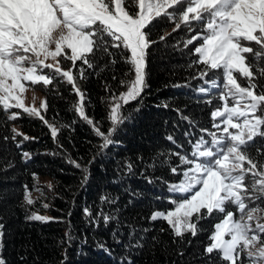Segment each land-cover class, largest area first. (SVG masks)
<instances>
[{
  "label": "snow or ice",
  "instance_id": "6c2138e0",
  "mask_svg": "<svg viewBox=\"0 0 264 264\" xmlns=\"http://www.w3.org/2000/svg\"><path fill=\"white\" fill-rule=\"evenodd\" d=\"M158 21L174 23L173 32L187 29V37H182L173 47L182 45V50H187L189 69L200 66L191 77L203 81L197 93L211 95L216 91L215 99L222 103L211 111L212 127L216 131L200 129L210 139L201 135L191 144L190 154L158 152L147 165L156 168L158 164L179 175L176 182L163 181L172 194L168 197L172 207L153 210L149 219L166 221L174 239L179 238L180 243L188 234L197 237L201 232L208 233L204 256L218 257L217 261L208 259V264H244L245 260L247 264H264V206L260 203L264 201V162L254 159L249 152L257 137L264 138V84L259 83L264 78V67H260L264 62V0H0L3 122H14L22 113L37 117L48 125L55 140L60 129L41 114V109L47 110V102L42 101L39 108L28 106L24 94L28 83L42 84L48 90L61 78L72 84L79 98L74 110L93 126L95 135L102 140L101 151L117 143L112 137L127 119L123 115L124 107L141 99L148 87L147 59L151 48L172 35L166 32L153 40ZM117 57L129 66V72L124 75L131 78L120 81L126 91L111 95L107 116L111 126L105 132L99 122L85 114V94L76 83L73 67L80 61L88 69L99 68L103 72L116 65ZM106 58L111 59L103 63ZM67 61H71L72 67H62ZM85 71L84 67L79 68L80 79L85 78ZM206 103L210 104L211 100ZM182 118L193 123L189 117ZM11 133L13 141L18 136H23V140L35 139L16 127H12ZM167 139L176 144L172 135ZM22 143L16 146L19 148ZM257 154L260 155L259 148ZM31 155L22 153L25 161ZM68 162L83 168L82 184L89 179L86 166L70 157ZM126 168L128 174L133 173L131 163ZM33 177L36 178L35 173ZM33 187L40 190L36 185ZM48 187L53 186L49 183ZM101 201L115 202L107 196H102ZM24 202L22 206L34 204L27 185ZM84 212L92 225L99 226L100 220L105 226L113 221L118 223V217L113 214L98 212L93 217L90 209L85 208ZM210 218L218 222L209 229L202 228L201 222ZM25 219L53 218L32 212ZM3 229L4 225L0 224V245ZM135 231L130 237L136 240V247H142L144 237L136 238ZM112 236L113 243H121L117 230H113ZM97 247L110 253L106 243L97 242ZM0 264L6 261L0 258Z\"/></svg>",
  "mask_w": 264,
  "mask_h": 264
},
{
  "label": "trees",
  "instance_id": "16d2710c",
  "mask_svg": "<svg viewBox=\"0 0 264 264\" xmlns=\"http://www.w3.org/2000/svg\"><path fill=\"white\" fill-rule=\"evenodd\" d=\"M172 27L174 23L157 22L153 40L166 32L172 35L151 48L147 59L148 87L141 99L124 107L123 115L127 119L112 137L117 143L103 151L99 147L102 140L95 135L93 126L74 110L78 98L72 84L61 78H57L48 90L42 84L33 86L43 93L47 102V110L42 114L60 129L55 140L48 125L39 118L17 110L22 113L21 117L4 123V114L0 111V224L4 225L0 258L6 264H208V259L218 260L215 256H204L208 233L201 232L197 237L188 234L180 243L179 238L174 239L166 221L149 219L153 210L172 207L168 203L171 194L163 181L176 182L179 175L158 164L156 168L147 165L158 152L190 154L191 144L201 135L210 139L200 129L216 131L212 127L211 111L222 103L215 99L216 91L211 95L197 93L203 81L191 77L200 66L189 69L187 50H182V45L173 47L182 37H187V29L173 32ZM110 59L106 58L103 63ZM116 59V65L103 72H99V68L88 69L80 61L73 67L76 83L85 94V114L99 122L105 132L111 126L107 118L111 95L126 91L120 81L131 78L124 75L129 72V66L119 57ZM62 67H72L71 61ZM80 67L86 69L84 79L79 78ZM260 67H264V62ZM259 83L264 84V78L259 79ZM106 86H109L107 90ZM208 100L210 104L206 103ZM182 117L191 118L193 123ZM14 125L35 139L23 140V136H18L13 141L11 129ZM185 132L190 135L185 136ZM169 135L174 137L176 144L167 139ZM5 136L9 139L5 140ZM20 141L23 143L18 148L16 144ZM23 152H30L31 159L25 161ZM249 152L254 159L264 162V138L257 137ZM69 157L87 167L89 179L83 184V168L69 163ZM127 163L133 165L132 174L127 173ZM39 177L47 178L53 187L50 189L49 183L40 182ZM25 185L30 193L37 191L33 185L40 189L30 206H22ZM102 196L115 202L103 203ZM260 203L264 206V201ZM85 208L90 209L93 217L98 212L116 215L118 223L113 221L105 226L100 220L99 226L92 225ZM32 212H47L53 219H25ZM216 222L212 218L205 219L200 226L209 229ZM114 229L121 239L119 244L113 243ZM133 229L136 238L144 237L142 247H136V240L130 237ZM189 239L191 244L187 242ZM97 242L106 243L110 253L98 248Z\"/></svg>",
  "mask_w": 264,
  "mask_h": 264
},
{
  "label": "rangeland",
  "instance_id": "374dc122",
  "mask_svg": "<svg viewBox=\"0 0 264 264\" xmlns=\"http://www.w3.org/2000/svg\"><path fill=\"white\" fill-rule=\"evenodd\" d=\"M174 27H175V24H174ZM174 27H172V28H174ZM69 54H70V50H69ZM49 63H51L52 61L51 60H49L48 61ZM46 72V71H45ZM65 81V80H64ZM67 82V81H66ZM78 98V97H77ZM79 99V98H78ZM42 101H45V97H44V95H43V93L40 91V90H38V89H36V88H34L33 86H31L30 85V83H28V87H27V90H26V92H25V94H24V102H25V104L26 105H28V106H35V107H37V108H39V105H40V103L42 102ZM15 111H17V110H15ZM44 110L43 109H41V114H42V112H43ZM43 115V114H42ZM45 120H47L46 118H45ZM48 121V120H47ZM50 122V121H49ZM217 122H219V118H217ZM50 123H53V122H50ZM55 125V124H54ZM56 127H57V125H55ZM13 127H16V128H18L16 125H14ZM58 128V127H57ZM19 129V128H18ZM38 180L40 181V182H44V183H50L49 182V180L47 179V178H44V177H39L38 178ZM167 190H168V188H167ZM40 192H38V191H35L34 193H30L31 194V198L34 200L35 198H36V196L39 194ZM169 193V192H168ZM172 195V194H171ZM38 215H41V216H47V217H49V214L47 213V212H42V213H37ZM226 239H228V237H225Z\"/></svg>",
  "mask_w": 264,
  "mask_h": 264
}]
</instances>
